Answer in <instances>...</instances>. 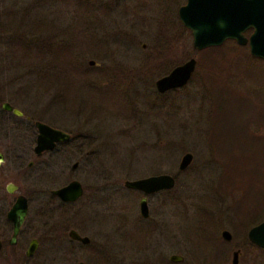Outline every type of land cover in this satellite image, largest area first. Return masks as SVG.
<instances>
[{"label":"rangeland","instance_id":"1","mask_svg":"<svg viewBox=\"0 0 264 264\" xmlns=\"http://www.w3.org/2000/svg\"><path fill=\"white\" fill-rule=\"evenodd\" d=\"M183 4L0 0V93L22 113L17 119L0 110V147L6 152L0 163V211L6 212L16 194L26 196L22 231L51 232L64 220L91 240L89 247L101 248L103 264H150L148 250L123 239L139 227L141 197L123 183L167 174L174 177V187L147 199L161 216L172 218L176 242L172 251L156 248L155 254L209 264L203 253L211 247L232 250L236 244L242 252L239 264H264V252L249 246L248 227L232 212L234 202L238 216L264 219V144L257 140L264 138V125L241 128L233 103L236 90L243 95L246 89L258 93L247 109L263 111L264 62L250 60L246 48L229 40L218 46L229 53L227 63L217 56V68H207L177 18ZM74 38L81 45L72 51L67 80L58 77L62 61L53 53L75 44ZM190 58L196 65L187 84L158 94L154 82ZM90 60L94 66L87 64ZM220 65L225 67L220 82L231 91L209 86ZM229 73L244 80L242 85L224 76ZM249 75L256 81L246 80ZM35 121L65 132L70 141L34 159ZM185 153L192 160L179 172ZM72 180L83 190L77 202L64 205L49 194ZM7 183L17 186L15 194L5 193ZM0 220L3 230L4 217ZM222 230L231 234L230 243L221 240ZM231 250L221 264H230Z\"/></svg>","mask_w":264,"mask_h":264},{"label":"water","instance_id":"2","mask_svg":"<svg viewBox=\"0 0 264 264\" xmlns=\"http://www.w3.org/2000/svg\"><path fill=\"white\" fill-rule=\"evenodd\" d=\"M177 18L182 27L189 31L191 47L194 51L218 47L225 41H233L237 46H247L252 58L264 62V0H185V4L177 11ZM251 30L248 38L244 37L246 30ZM92 63L91 61L89 62ZM196 61L190 58L174 67L170 72L154 82L158 94L184 87L195 70ZM3 109L10 111L14 116L21 117L17 109L4 104ZM36 131L33 152L39 156L42 152L52 151L57 143L69 140V135L54 129L42 122L35 121ZM192 156L185 153L178 163V171H184L190 164ZM76 163L71 170L76 168ZM173 176L160 174L134 181H125L124 188L137 190L147 194L171 190L174 187ZM82 187L79 182L72 180L63 187L52 190L51 194L63 203L75 202L82 196ZM140 213L144 216L145 199L139 201ZM27 214V203L24 197L17 196L13 205L6 214L12 223L13 238L17 235ZM228 239L226 232L222 233ZM247 239L258 248L264 249V220L249 229ZM86 241L85 239H82ZM174 261H181L180 256H172ZM233 264L235 262L233 261Z\"/></svg>","mask_w":264,"mask_h":264},{"label":"flooded vegetation","instance_id":"3","mask_svg":"<svg viewBox=\"0 0 264 264\" xmlns=\"http://www.w3.org/2000/svg\"><path fill=\"white\" fill-rule=\"evenodd\" d=\"M180 7L181 6H179L178 9ZM178 9L176 10V14ZM251 32L252 31L249 29L246 30L243 34L244 37L248 38ZM242 47L248 50L247 46H242ZM142 48L144 47L142 46ZM90 61L92 62L91 64L89 63ZM90 61H88L87 64L89 66H94L95 65L94 61L92 60ZM58 71H59V73H57L59 75L58 77L65 76V71L63 69L62 64L61 66L58 64ZM59 82L62 84V81ZM0 92L2 93V90H0ZM1 93H0L1 95L0 110L3 111L4 113H8L14 116L10 111L3 109L4 104L8 105L11 108V110L15 108L12 107L10 100L3 97ZM259 115L262 125L257 122L253 123L256 128L264 125V103H263V111ZM14 117L17 119L22 118V116L21 117L14 116ZM35 138H36V134L34 136L33 146L31 150L34 159L36 160L42 157V155L54 151L57 145L64 144L70 141V135H69V140L57 143L52 151L42 152L39 156H36L33 152V148L35 145ZM261 139H262L261 141H264V138ZM5 153L6 152L2 151L0 147V163L4 161ZM32 164H33L32 162H28L27 168H30ZM17 169H18V165L14 163L13 170L17 171ZM17 189H18L17 186L12 183H7L4 186L5 193L9 195L15 194L17 192ZM132 191H135L141 195L137 204L139 227L137 230L133 232H127L125 236H123V239L128 238L130 242L133 239L139 242V244H141V248H142L141 250H148V253L152 256V258H150L151 259L150 264H187L182 256H180L182 260L179 262L170 259L172 256H178V255L170 254L164 257L162 255H159V253L155 254L153 252L154 249L156 248L158 249L162 248L164 252H166L167 249L171 251L174 249V244L176 242L175 223L171 217H169L168 220L167 215L161 216V210L157 209L155 206H152L148 203L147 197L152 194L145 195L144 193L139 192L137 190H132ZM161 192L164 191H159L157 193H161ZM49 194L53 198L57 199L55 196L51 194V191L49 192ZM17 196H22L25 198L27 203V214L25 216L22 225L20 226L17 235L13 238L12 223L6 218V214L10 209V207L13 205ZM142 198L145 199V207H146L145 208L146 215L144 216L140 213V206H139V201ZM78 200H76L75 202H77ZM59 202L64 205H71L75 203V202L63 203L61 201ZM27 215H28V199L26 196L22 194H16L13 202L6 210V212L4 210L0 211V219L4 217V224L2 225L3 230H1V220H0V264H103L104 261L103 257L101 255H98L101 252V248H99L97 245L89 247L90 244H92L91 240H89L88 237L81 235L78 232L76 226L70 227L69 225H67L68 224L67 221L62 220L60 222L59 227L51 230V232L50 230H48V231H43L39 234H35L32 228L28 229L27 231H22L23 226L26 222ZM263 220L264 219L257 222L250 228L256 226ZM234 221L236 224L238 223L237 220ZM250 228H248L245 233L246 242L249 244L251 248L254 247L264 252V249L258 248L257 246L253 245L248 241L247 232L249 231ZM223 232H226L228 234V239H225L222 236ZM220 238L225 243H230L232 241L231 234L226 230H222L220 232ZM82 239H85L86 241H83ZM63 244H69V245L66 246ZM212 249L213 248L211 247L210 249L211 252H209L208 254L203 253L204 254L203 256L208 258L207 260L209 264H221L225 256L229 252V250H231V248L228 249L227 247H221V246L214 248V250ZM230 252H231L230 264H233V261L235 262V264H239L238 260L239 257L242 255L240 248H237V245L235 244V247H232V250ZM112 258L113 257L111 253L106 258V263Z\"/></svg>","mask_w":264,"mask_h":264},{"label":"trees","instance_id":"4","mask_svg":"<svg viewBox=\"0 0 264 264\" xmlns=\"http://www.w3.org/2000/svg\"><path fill=\"white\" fill-rule=\"evenodd\" d=\"M73 43H75V44H73V45H63V46L57 48L54 51V53H53L54 56H56L55 59L63 62V66H64L63 69H64V71L66 70L67 74L69 73V71L73 70L72 66L70 65L71 63L69 61L70 57H72V51L74 50V48H77L79 45H81V41H77V39L74 38L73 39ZM234 47L235 48H239V49L241 48L240 46H237L235 43H234ZM222 50H223L222 46L221 47H211V48H206L204 50H201V52L199 54L202 55L201 57H202L203 60H207L208 61L207 68L210 67V69L212 70L213 68H215L217 66V64L215 62V60L217 59L215 57H217V56H218V58L224 60L222 62L223 65L227 63L226 56L229 53L224 52ZM246 54L248 55V58L250 60H253V61L255 60L256 62L263 63L261 60H258V59L250 57L248 53H246ZM62 62H61V64H62ZM220 67H221V65H220ZM235 69H237V67H234V70ZM224 71H225V67L223 66V67L219 68V70H218L219 74L218 75H216V76L214 75V77H212V79H209V86L210 87L213 88L215 86V87H217V90H219L222 87H225L227 90H230V91L232 90L228 85L224 84V82H220V80H222L221 75L223 76V72ZM251 75L246 77V80L253 79L251 77ZM65 76L67 77V80H68V76L66 74H65ZM224 76H226V78H237V83H236L237 86L238 85L241 86L242 82L244 81V80L243 81L239 80V77H236V73H233V74L229 73L227 75L224 74ZM210 80H212V81H210ZM253 80L256 81V78H254ZM215 82H216V84H215ZM241 93H240L239 90H236V96L234 97L235 99L233 101V103L235 104V107H238L237 117L235 119L237 120V122H239V126L241 128H247V126L249 124H252L253 122L254 123L257 122V123L261 124L260 115H259L261 112H257L254 108L252 109V107H251V109H252L251 111L249 110V108L247 109V107L249 105L252 106L253 102L256 101V99L258 97V93L257 94L254 93V92L250 93L246 89H244V94L243 95H241ZM248 98H250V99H248ZM216 103H219V101L216 100V98H215L214 104H216ZM217 129L219 130V128H217ZM257 140L259 142H263V144H264V141H261L262 140L261 137H258ZM226 179L227 180H226L225 183H230L229 185H231L232 184V180H230L228 178H226ZM227 193H229V192H227ZM229 194H227V195H229ZM232 205H233V207H232L233 214L236 215L237 218H240L239 220L242 221V224L245 225V227L249 228V227L253 226L254 224H256V222H258V221H256V219L258 220V218H259V220H260V218H261L260 216H255V215H250V214H249V217L246 216V215L243 216V217L242 216H238L237 215V211H236V207L234 206V202H233Z\"/></svg>","mask_w":264,"mask_h":264}]
</instances>
